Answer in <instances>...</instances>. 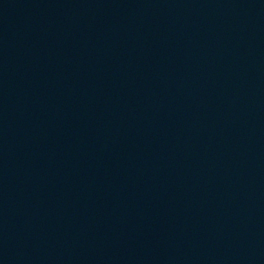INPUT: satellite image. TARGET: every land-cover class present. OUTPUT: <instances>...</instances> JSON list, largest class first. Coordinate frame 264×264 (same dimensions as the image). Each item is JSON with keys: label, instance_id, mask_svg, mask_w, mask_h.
Instances as JSON below:
<instances>
[{"label": "water", "instance_id": "95a60500", "mask_svg": "<svg viewBox=\"0 0 264 264\" xmlns=\"http://www.w3.org/2000/svg\"><path fill=\"white\" fill-rule=\"evenodd\" d=\"M0 264H264V0H0Z\"/></svg>", "mask_w": 264, "mask_h": 264}]
</instances>
